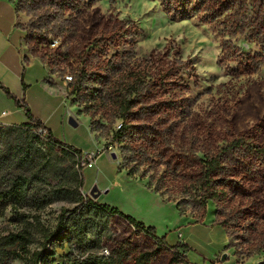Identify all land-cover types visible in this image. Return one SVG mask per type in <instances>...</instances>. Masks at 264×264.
Here are the masks:
<instances>
[{
    "label": "rangeland",
    "instance_id": "rangeland-1",
    "mask_svg": "<svg viewBox=\"0 0 264 264\" xmlns=\"http://www.w3.org/2000/svg\"><path fill=\"white\" fill-rule=\"evenodd\" d=\"M10 1L18 11L17 27L26 35L27 48L60 84L61 108L70 130L62 129L59 139L82 155L99 157L95 167L83 170L81 193L154 228L165 243L160 245L126 219L112 215L98 220L101 236L89 234L92 242L86 253L113 256L114 264H264L262 157L240 153L233 157V178L225 181L228 195L221 203L209 201L205 214L191 198L203 153L243 135L264 145L260 48L240 37L233 41L232 53H223L211 25L171 13L159 1ZM2 7L14 11L5 0H0ZM54 40L58 46L51 48ZM81 70L87 73L83 84L65 82L67 75L75 77ZM159 70L165 76L161 89L156 87ZM132 88L137 90L131 95ZM129 95L137 101L127 119L133 125L132 147H143L139 152L114 138L126 113L116 102ZM178 116L185 121H174ZM11 119L17 117H6ZM144 125L153 126L149 138L139 134ZM157 127L162 136L156 134ZM0 149L4 161L0 189L19 175L33 177L28 202L19 210L0 213V237L27 229L42 240L41 228L54 232L62 211L77 204L56 201L36 208L34 200L49 197L72 181L80 158L28 124L0 123ZM29 150L30 156H25ZM130 168L135 175H130ZM161 176L167 180L158 183ZM149 183L160 186L165 196L150 189ZM62 235L48 245L55 251L51 264H65L77 245L76 239ZM179 243L191 249L187 253L179 249V262L172 263V248ZM37 249L41 247L33 245L31 253Z\"/></svg>",
    "mask_w": 264,
    "mask_h": 264
},
{
    "label": "trees",
    "instance_id": "trees-1",
    "mask_svg": "<svg viewBox=\"0 0 264 264\" xmlns=\"http://www.w3.org/2000/svg\"><path fill=\"white\" fill-rule=\"evenodd\" d=\"M153 1L162 2L163 6L166 7L169 12L179 15L180 17H196L199 22L211 25L217 37L221 39L223 53H232L236 49L233 41L240 37H245L249 42L255 43L260 48L263 54V64L261 65H264V0ZM16 12L18 13V11ZM159 72V81L156 82V87L161 89L162 85L165 83V76L162 74V70H159ZM86 78V71L81 70L75 77L73 76L74 81L70 84L79 86L85 82ZM0 88L6 93L8 98L14 100L16 107L23 109L29 121V123H27L28 126L36 129V132H38L40 128L45 127L40 120L33 116L24 98H17L11 93L9 88L1 82ZM136 90V88H132L131 95ZM131 95L124 99L119 97L116 102V106L126 111V113L121 115L123 123L115 133L114 138L120 143H125V146L131 151L139 152L143 147H139V150H134L132 147V144H134L132 139L133 135L131 133L133 125L132 122H129L127 119V113L137 104L135 99H131ZM178 118L180 119L179 122L185 121L181 116L175 117L173 120H178ZM152 127L151 125H144L142 131L139 133L140 136L149 138L151 132H153ZM46 131V136L50 143L66 148L79 158L82 156L81 150L54 137L50 130L48 131L46 129ZM156 134L162 136V130L158 127ZM1 151L2 149H0V152ZM30 152L31 150L25 152V156H30ZM239 153L250 156H260L264 159V145L257 144L243 135L229 141L224 147L212 149L211 151L203 153L204 158L200 159L199 162V174L193 180L191 198H193L198 205L203 207L204 214L207 210L209 201L221 203L228 195L229 188L225 185V181L229 178H233L230 170L232 168L230 161L233 157H237ZM145 156V158H150L149 155ZM22 159L25 160L24 158ZM141 162L139 165H141ZM3 164V158L0 156V171L3 168ZM78 166H80L79 163ZM83 170V168L79 167L75 172L76 177L70 182L61 184L62 188L52 192L51 196L35 198L34 200V207L36 208L56 201H67L71 204H77V207L74 209H64L62 211L59 225L54 232H50L49 230L45 231V229L41 228L44 235L42 240H38L34 233L27 229L11 232L0 237V264H9L14 260H26L29 261L30 264H51L54 262L53 257L55 256V251L49 250L48 245L52 240L54 241V239L61 237L62 234V237L76 239L77 245L82 249V253H80L77 245H75L72 248L73 251L68 255L65 264H114L115 261L113 256L106 257L104 255L86 253L92 242L89 240V234H93L97 237L101 236V232L97 234L99 229L98 220L105 219L112 215L121 216L136 229L142 230L147 235L151 236L160 245L165 244L164 240L156 237L154 228H147L143 223L136 221L130 216L124 215L118 209L101 204L87 195L82 194L80 190L84 188L85 185ZM130 175H135L132 168H130ZM140 177L145 178L143 174L140 175ZM166 180L165 176H161L157 182L160 183ZM32 185L33 177L19 175L7 188L0 189V213L7 208H11L12 210L21 209L30 199ZM148 186L162 197L165 196V192L162 191L160 186L156 185L153 187L152 183H149ZM177 206L182 211L180 202L177 203ZM204 217L205 216L202 218ZM34 222L37 225L41 224L38 218H35ZM35 244H38L41 249H37L31 253L30 248ZM172 249L175 252L172 263H178L180 258L179 249H184L187 253L191 248L188 244L179 243ZM145 257L146 256L143 255L141 258Z\"/></svg>",
    "mask_w": 264,
    "mask_h": 264
},
{
    "label": "crops",
    "instance_id": "crops-1",
    "mask_svg": "<svg viewBox=\"0 0 264 264\" xmlns=\"http://www.w3.org/2000/svg\"><path fill=\"white\" fill-rule=\"evenodd\" d=\"M5 2H8L14 11L0 8V82L17 98H24L33 116L59 139L62 129L70 130L61 108L64 99L60 84L45 63L27 48L24 41L26 35L17 27L16 8L10 0ZM12 115L17 119L6 121V117ZM0 123L6 125L29 123L23 109L16 107L14 100L8 98L1 88ZM98 160L99 157L96 164Z\"/></svg>",
    "mask_w": 264,
    "mask_h": 264
},
{
    "label": "built area",
    "instance_id": "built-area-1",
    "mask_svg": "<svg viewBox=\"0 0 264 264\" xmlns=\"http://www.w3.org/2000/svg\"><path fill=\"white\" fill-rule=\"evenodd\" d=\"M58 46V40H54L52 41V43L50 44L51 48H56ZM73 76L72 75H67L65 77V82H73ZM3 115H5V113H3ZM38 133L41 135H47V131L45 129V127H42L38 130ZM96 156L93 153L87 152L84 153L80 159H79V165L81 168L86 169V168H93L96 165Z\"/></svg>",
    "mask_w": 264,
    "mask_h": 264
},
{
    "label": "water",
    "instance_id": "water-1",
    "mask_svg": "<svg viewBox=\"0 0 264 264\" xmlns=\"http://www.w3.org/2000/svg\"><path fill=\"white\" fill-rule=\"evenodd\" d=\"M113 157L116 158L115 155H114ZM225 259H226V256L224 255V256L222 257V260L224 261Z\"/></svg>",
    "mask_w": 264,
    "mask_h": 264
}]
</instances>
